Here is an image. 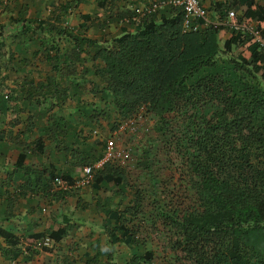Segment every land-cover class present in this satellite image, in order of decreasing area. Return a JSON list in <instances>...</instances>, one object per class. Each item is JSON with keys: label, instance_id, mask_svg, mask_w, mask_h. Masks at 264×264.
Wrapping results in <instances>:
<instances>
[{"label": "trees", "instance_id": "1", "mask_svg": "<svg viewBox=\"0 0 264 264\" xmlns=\"http://www.w3.org/2000/svg\"><path fill=\"white\" fill-rule=\"evenodd\" d=\"M35 1L25 0L9 19L15 35L0 27L6 72L0 86L9 75L15 86L1 98L0 111L11 110L16 125L26 114L20 134L33 138L39 153L48 142L82 167L101 158L104 139L121 123L148 117L173 171L168 183L174 178L180 188L172 195L165 180L162 201L168 202L155 200L146 211L144 193L128 185L123 170L103 166L95 181L109 176L131 194L117 210L103 211L110 245L132 249L127 264H152L156 256L147 244L154 242L176 264H264V54L253 41L231 33L220 47L222 27L184 31L181 11L169 7L146 17L141 30L103 41L86 36L90 15H75L79 24L69 25L85 0H59L45 18L26 17L27 2ZM112 2L98 0L97 8ZM241 7L264 36V12L252 3ZM64 233H51L50 240L59 242ZM0 236L18 240L2 229ZM109 254L101 250L95 258L115 264Z\"/></svg>", "mask_w": 264, "mask_h": 264}, {"label": "crops", "instance_id": "2", "mask_svg": "<svg viewBox=\"0 0 264 264\" xmlns=\"http://www.w3.org/2000/svg\"><path fill=\"white\" fill-rule=\"evenodd\" d=\"M22 1L0 0V27L4 33H7V29L10 28L12 32L8 33L16 34V25L9 24V19L21 13ZM65 1L71 0L62 2ZM92 1L93 9L100 10L97 8L98 0ZM112 1L110 6L101 10V14L96 12L102 29L89 33V30L94 27L93 24L85 32L87 37L110 41L124 33H135L141 30L142 24L144 25L141 22L149 16L140 18L138 21H132V19L128 21L123 19V12L128 10L132 17H135L134 11L148 6L153 0ZM58 2L59 0H36L30 3L29 10L26 6V17L36 18L38 11L44 13L45 8H49V11L53 10ZM88 3L89 0L80 3L73 16L74 14L87 16L88 14L81 10ZM201 3L206 18L210 22L208 26L213 25L224 29L222 42L231 36V33L246 36L228 30L226 24L229 11L234 10L238 19L245 23H247L243 14L245 7L241 6L252 3L254 7L264 12V0H201ZM76 11L79 13H75ZM5 12H10L8 22L5 20L1 22V14L3 17ZM158 13L157 16L163 11ZM247 24H254L262 34L258 22L252 20ZM1 44H4L3 41ZM20 60L16 59V65L11 66L16 69ZM1 61H5V58H1ZM37 65L40 71L45 70V65H41L40 62ZM36 71L38 72V69H34L35 76L43 75V73L37 74ZM5 74L6 72L1 69L0 82ZM22 75L23 73L18 80L22 78ZM13 79V76L9 75V78L0 86V103L1 98L8 99L12 87H15L12 85ZM88 97L91 98V96L86 98ZM2 107L4 105L1 103L0 109ZM21 116L22 119H20ZM25 116L20 114V123L16 125L14 124L16 115L11 110L4 113L0 111V135H3L0 136L2 137L0 140V229L18 239L7 242L0 236V264H49V262L50 264H103L106 256L99 255L95 258L96 252L101 250L110 253L111 263L117 264V260L123 257L122 254L119 256L116 249L119 245L125 247L128 252L130 250L129 258H131L132 249L123 244L110 245L103 227L105 219L103 211L107 208L117 210L122 205L119 203L124 205L131 199L129 195L120 192L109 176L104 177L103 182L94 181L87 188H74L75 181L82 176V166L75 165L74 157H64L59 154L48 142L45 143L44 152L39 153V147L35 148L34 139L20 134L23 122L26 120ZM54 177H61L62 181L69 185V189L60 190L53 183ZM42 209L44 212L41 211ZM58 230H63L65 233L61 240L55 243L50 240L49 235ZM99 235H106L108 247L103 248ZM35 236L39 238L30 244ZM45 239H49L47 246L42 244ZM13 243L16 244L13 245Z\"/></svg>", "mask_w": 264, "mask_h": 264}, {"label": "rangeland", "instance_id": "3", "mask_svg": "<svg viewBox=\"0 0 264 264\" xmlns=\"http://www.w3.org/2000/svg\"><path fill=\"white\" fill-rule=\"evenodd\" d=\"M24 3L25 0L22 1V5H24ZM30 3L27 2L26 5L28 7V10L30 7ZM7 5H9V2H7ZM49 6L50 5H48V7ZM93 6H94L93 1L89 0V3L83 6L81 10L83 13L90 15L94 19V23H93L94 27L91 30H89V33L91 34L93 33L94 30L98 31L102 29V25L100 24L101 22L97 20L96 17L97 15L96 12H100L101 14L102 11L101 10L95 11V9H93ZM7 8H9V6H7ZM48 9L45 8L46 12L44 13L38 11V15L36 17L38 18L46 17L48 15V11H49ZM79 12L76 11L75 13H79ZM9 15L10 12H5L3 17L1 14V22L2 20L7 21ZM68 20H69V25L72 27H75L78 23L77 20L75 19V16L73 15H71L68 18ZM106 28L108 29V27ZM7 31L12 32V29L8 28ZM104 34L108 35L107 33ZM222 43L223 42L220 40L219 41L220 47H222ZM22 114L26 115L25 113ZM10 118H12V116H10ZM20 119H22V116ZM133 124H135V128H136L135 131H132L130 130V128H128L126 130L127 132L123 131L121 133H117V137H115V141L120 149H126V148L131 149L132 159L130 162L125 164V166L122 167L121 169L123 170V174L125 179L127 180L128 185H130L133 189L136 188L144 193L145 202L143 203V206L146 211H150V209L152 208V205L150 203H152L155 200L162 201L164 198V195L162 194L163 193L162 187H164L163 182L165 180H166V188H167L166 191H171L172 195L177 194L180 188L177 189L178 184L175 183L177 180L174 178H172V180H170V182L168 183L169 178L172 177L171 175L173 171L170 169L169 163L166 160V156L164 154V149H163L162 138L153 129L154 127L153 122L150 119H148V117H146V118H142L138 122L134 121ZM93 136L95 137V133L91 135L90 139H92ZM96 137L102 138L98 134H96ZM90 139H88L89 143H91ZM97 173L98 171H96V174ZM130 195L131 194H129V197H131ZM172 198L176 199L177 197L172 196ZM162 202L167 203L168 199ZM99 239L103 244V248L108 247V245H106L107 243L106 235H99ZM148 247L154 251L156 256L153 259L152 264H168L169 262L172 264H176L175 260L171 259L172 254L168 250L164 253H161L158 250V246L155 242L153 244H147V248ZM116 249L118 251L119 256L121 254L123 255V257L117 260V264H127L128 261L130 260L129 258L130 250L128 252V250L121 245L117 246Z\"/></svg>", "mask_w": 264, "mask_h": 264}, {"label": "built area", "instance_id": "4", "mask_svg": "<svg viewBox=\"0 0 264 264\" xmlns=\"http://www.w3.org/2000/svg\"><path fill=\"white\" fill-rule=\"evenodd\" d=\"M178 9L182 13V28L184 31H196L201 27H207L210 22L206 18V14L202 8L201 0H153L148 6L136 10V16L132 18L133 21H137L140 18L153 15L165 8ZM228 30L241 35H246L253 41L256 49L264 54V38L260 31L254 24H247L244 21H240L234 10H231L227 14ZM143 117L139 115L136 119H131L121 123L118 129L111 133L103 141V151L101 158L90 165H86L81 168V178L75 181L74 188H87L91 186L95 181L96 171H100L105 165H112L114 168H122L131 161L132 152L130 148L120 149L115 141L117 133L130 128L135 131L134 121L138 122ZM53 183L60 189L67 191L69 185L62 181L61 177H54ZM44 212V210H41ZM44 246L49 245V239H45L42 243Z\"/></svg>", "mask_w": 264, "mask_h": 264}]
</instances>
